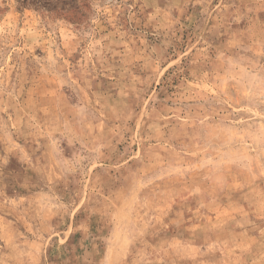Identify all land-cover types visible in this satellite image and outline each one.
<instances>
[{
	"label": "rangeland",
	"instance_id": "rangeland-1",
	"mask_svg": "<svg viewBox=\"0 0 264 264\" xmlns=\"http://www.w3.org/2000/svg\"><path fill=\"white\" fill-rule=\"evenodd\" d=\"M0 264H264V0H0Z\"/></svg>",
	"mask_w": 264,
	"mask_h": 264
}]
</instances>
